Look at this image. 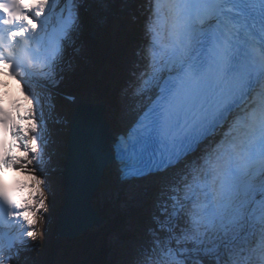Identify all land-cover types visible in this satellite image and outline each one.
Wrapping results in <instances>:
<instances>
[{"label":"snow or ice","instance_id":"1","mask_svg":"<svg viewBox=\"0 0 264 264\" xmlns=\"http://www.w3.org/2000/svg\"><path fill=\"white\" fill-rule=\"evenodd\" d=\"M61 2L59 32L45 40L41 27L47 30ZM155 4L149 29L153 72L145 84L160 88V100L147 135L129 142L125 154L143 157L153 151L151 167L160 170L213 142L189 169L191 194L183 200L173 197L170 212L166 205L162 209L159 231L167 237L157 236L135 264H264V0ZM161 24L168 28L166 43L157 30ZM78 30L76 0H0V207L24 229L7 253L0 241V264L20 256L23 237L42 235L38 225L48 208L47 181L37 175L41 169L36 165L43 163L47 140L40 142L43 103L29 85L38 60L45 76L56 73L64 41L71 43ZM161 137L165 148L157 157L152 145ZM9 171L24 179L13 176L9 183Z\"/></svg>","mask_w":264,"mask_h":264},{"label":"water","instance_id":"2","mask_svg":"<svg viewBox=\"0 0 264 264\" xmlns=\"http://www.w3.org/2000/svg\"><path fill=\"white\" fill-rule=\"evenodd\" d=\"M85 106L89 108L88 105ZM88 108H79L77 110L72 120L70 135L67 136L65 141V145L69 148L73 157L69 163H66V170L70 169L74 171V173H71L73 176H78L72 186L65 183L67 189L66 197L69 200L80 198L83 193H94L96 191L105 161L102 153L108 150V142L102 136V131L105 129L104 125L99 120H96L95 117H92ZM97 112H99L100 118L104 117L102 108ZM87 158L95 163L88 166L90 160L88 159L89 162H86ZM63 176L67 178L69 175H66L65 171ZM65 224L64 228L69 229L67 227L68 223ZM84 231H86V227L78 224L76 229L72 227L69 231L61 232V234L75 236Z\"/></svg>","mask_w":264,"mask_h":264},{"label":"rangeland","instance_id":"3","mask_svg":"<svg viewBox=\"0 0 264 264\" xmlns=\"http://www.w3.org/2000/svg\"><path fill=\"white\" fill-rule=\"evenodd\" d=\"M104 9V6L103 5H100V6H98L97 7V11H96V13H97V15L99 16V15H102L103 13H102V10ZM78 17H79V19L81 20V22L83 23V24H85V19L87 18V16L86 15H83V14H78ZM88 31H89V34H88V36H89V39H90V41L92 42V40H93V37H94V34H93V32H92V30L90 29V28H88ZM97 39H101L102 40V37H101V33H99V31H98V36H97ZM108 39V38H107ZM84 43H86L85 42V40H84ZM105 43H106V41L104 42V43H101V47H99L96 51V53H94V56L93 57H96L95 59L96 60H99V59H101L102 58V56H104V54H102V51L104 50L103 49V45H105ZM93 47H94V49H95V43L94 42H92V44H91ZM87 47V46H86ZM111 56L114 58V62L115 63H117L118 62V60H117V57H116V54L115 55H112L111 54ZM119 61H120V59H119ZM70 62H71V64H70V67H68V69H73L75 66H79V62H81V59H77L76 57H72L71 58V60H70ZM115 65H117V64H115ZM87 72L88 73H90V74H95L96 73V71H95V69H93L92 67H91V65H89V66H87ZM81 76V75H80ZM77 77H78V74L76 75V80H77ZM74 79V80H75ZM75 80V81H76ZM78 91H80V89L78 90L77 88H73L72 89V95L73 96H75V98H76V94L78 93ZM88 89L87 88H85V87H82V89H81V92L83 93V95H87L88 94ZM77 100V99H76ZM71 118V117H70ZM52 131L54 130V128L52 127V129H51ZM59 132H61V131H59ZM66 138H67V134H65V135H61V140L60 141H62L63 140V142L65 143V141H66ZM47 145H48V143H47ZM60 146V145H59ZM59 146H56L57 148H59ZM63 150V149H62ZM61 151V150H60ZM59 156H60V159L62 158V156H64L63 155V153H62V155H60L59 154ZM49 167H51V166H49ZM63 171V166L61 165V168L60 169H58V170H56L55 171V174H58V173H61ZM44 172H48V169H46ZM63 181H64V178H63ZM60 183V185H59V191H58V189H56V187H57V185ZM62 184V180H61V178H59V181H56V182H54L49 188H46V192H47V195H50L52 198H54L55 197V200H59V199H61V193H62V190H63V184ZM117 197V196H116ZM57 205H55V207H53V208H55V210H51V214H52V212L53 211H55L54 212V214L52 215L53 216V218H52V216H50V218H52V221H53V219H56V215H57ZM50 214V215H51ZM107 215L110 217V219H112V220H115L116 219V214H114V213H107ZM118 218V217H117ZM123 220V219H122ZM56 221H58V220H56ZM45 229H46V227L44 228V230H43V226L40 224V226H39V228H38V231H40L41 233H42V235L43 234H45L44 233V231H45ZM50 232H51V236L49 237V239H48V241L47 242H49V240L50 239H52V238H54V239H56V229H55V226H52L51 225V228H50ZM86 234V233H85ZM87 234H90V230L89 231H87ZM41 235V236H42ZM83 238H85L86 240L88 239V238H86V237H83ZM82 238V239H83ZM41 239H42V237H41ZM66 239H73V238H64L63 240H57V241H65ZM112 240L113 241H115L116 240V238L114 237V238H112ZM45 241H44V239H43V241H42V244H41V246H40V248H41V250L43 251V253L42 254H44V251L45 250H49V245H48V243H47V249H45ZM86 243L85 242H80V243H73V242H67V244H66V246H67V248L69 249V250H83V248H84V245H85ZM65 245V244H64ZM89 245V244H88ZM63 246V245H62ZM69 252V251H68ZM61 254V253H60ZM62 255V254H61ZM102 258H103V260L104 261H109V260H111V257L108 255V256H105V255H102ZM58 259H59V257H58ZM59 262V261H58ZM42 263L43 264H50V258L49 257H46V254H45V261H42ZM57 264V263H56Z\"/></svg>","mask_w":264,"mask_h":264},{"label":"bare ground","instance_id":"4","mask_svg":"<svg viewBox=\"0 0 264 264\" xmlns=\"http://www.w3.org/2000/svg\"><path fill=\"white\" fill-rule=\"evenodd\" d=\"M149 1V0H146ZM130 3L133 6L132 0H130ZM40 73H42L41 71L36 72V78L40 81L43 80V78L48 77V76H40ZM53 81L48 82L47 84H52ZM121 93V92H120ZM121 99L120 100H124L125 96V100H127V96L124 93L119 94ZM73 109V108H71ZM76 114V113H75ZM72 119V118H71ZM65 123L62 125V119H58V121H55V126H53L54 130H53V136L56 139V143L54 144L55 147L59 146V143H61V135H62V127H64ZM42 128H44V126H42ZM64 129V128H63ZM61 131V132H59ZM57 148V147H56ZM59 150V154L62 155V153H64V151L62 150L63 148L61 146H59V148H57ZM61 150V151H60ZM72 154L70 152L65 153L64 156H62V159L65 162H70L72 160ZM110 166V165H109ZM109 166L107 168H109ZM108 170V169H107ZM71 173H74V171L67 169L66 170V175H69L67 178L64 177V182L66 184H69L70 186L73 185L74 181L78 179V176H73ZM71 174V176H70ZM80 178V177H79ZM81 179V178H80ZM72 188V187H71ZM65 192V191H64ZM80 202L79 200H72L71 201V206L69 205V202L63 207V209L58 213L57 217H56V224H60L63 227L66 225L65 223H68L72 226H77L78 225V221H81L82 225L87 223V220L84 219V211L82 209H80ZM187 211V210H186ZM66 220V222L64 221ZM181 226V225H180ZM182 227V226H181ZM78 230V229H77ZM26 241V245H30L31 241L29 239V237H23ZM32 241H34V239H32ZM28 252V250H26Z\"/></svg>","mask_w":264,"mask_h":264},{"label":"trees","instance_id":"5","mask_svg":"<svg viewBox=\"0 0 264 264\" xmlns=\"http://www.w3.org/2000/svg\"><path fill=\"white\" fill-rule=\"evenodd\" d=\"M80 240V239H79ZM78 240V241H79ZM77 241V242H78ZM68 242H70V241H68ZM81 242H85L86 244L84 245V247L85 246H93L91 243H89L85 238L81 241ZM80 243V242H79ZM64 244H67V242H64L63 243V245ZM89 244V245H88ZM53 251V250H52ZM69 251H71L72 253H74V251L75 250H69ZM93 251V250H92ZM66 252L68 253V250H66ZM76 255H75V257L76 258H78L79 256H83V257H85V260H86V253H88V250H76ZM57 264H70L69 262H68V259L66 258V260H64V259H62L61 260V262H58ZM83 264H94L93 263V259L91 258H87V260L85 261V262H83Z\"/></svg>","mask_w":264,"mask_h":264}]
</instances>
